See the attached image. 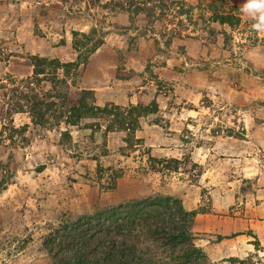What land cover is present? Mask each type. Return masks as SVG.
I'll return each instance as SVG.
<instances>
[{"label":"rangeland","instance_id":"obj_1","mask_svg":"<svg viewBox=\"0 0 264 264\" xmlns=\"http://www.w3.org/2000/svg\"><path fill=\"white\" fill-rule=\"evenodd\" d=\"M243 2L0 0V264H52L63 220L155 197L193 214L209 264H264V33Z\"/></svg>","mask_w":264,"mask_h":264},{"label":"trees","instance_id":"obj_2","mask_svg":"<svg viewBox=\"0 0 264 264\" xmlns=\"http://www.w3.org/2000/svg\"><path fill=\"white\" fill-rule=\"evenodd\" d=\"M156 112V106L128 109L138 116ZM100 113L112 123L118 118ZM193 221L177 199L147 198L63 220L42 246L52 264H209L195 245Z\"/></svg>","mask_w":264,"mask_h":264},{"label":"clouds","instance_id":"obj_3","mask_svg":"<svg viewBox=\"0 0 264 264\" xmlns=\"http://www.w3.org/2000/svg\"><path fill=\"white\" fill-rule=\"evenodd\" d=\"M240 12L252 21L253 30L264 33V0H244Z\"/></svg>","mask_w":264,"mask_h":264}]
</instances>
